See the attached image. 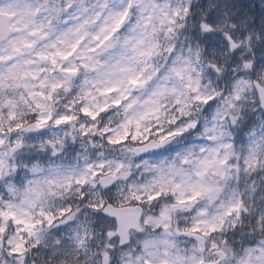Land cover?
Segmentation results:
<instances>
[{"label": "snow or ice", "instance_id": "snow-or-ice-1", "mask_svg": "<svg viewBox=\"0 0 264 264\" xmlns=\"http://www.w3.org/2000/svg\"><path fill=\"white\" fill-rule=\"evenodd\" d=\"M0 264H264V0H0Z\"/></svg>", "mask_w": 264, "mask_h": 264}]
</instances>
